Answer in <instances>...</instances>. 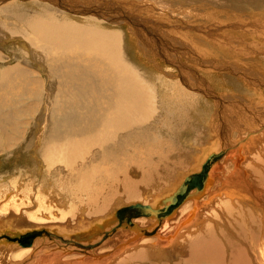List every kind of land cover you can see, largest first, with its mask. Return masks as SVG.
<instances>
[{"label":"rangeland","instance_id":"1","mask_svg":"<svg viewBox=\"0 0 264 264\" xmlns=\"http://www.w3.org/2000/svg\"><path fill=\"white\" fill-rule=\"evenodd\" d=\"M74 1L79 2V4L82 6L86 5L84 9L81 10H88L86 13L80 15L83 19L86 17L92 20V22H96L98 24L101 23L106 28V30H109L110 32L115 30V33L121 36L122 41L120 46V55L117 57V59L115 58L116 61L113 62V66L115 65V67H119L116 70L119 71V69H121L119 72L133 73V75L136 74L144 81V83L148 84L150 82L148 85L151 86L150 88L153 92H155H151V99H153V103L155 105L154 110L156 111V113H154L155 121L154 119H149V123L146 122L144 125H142L143 127L141 126L142 129H146V131L143 129L145 134L142 132L141 128L139 129V127L134 130L137 133L134 132L133 134H138L137 136L144 134V140L147 142L145 144L144 140L141 141L144 146L140 143V141L136 142L137 144L140 143L138 145L136 144V146L140 148L142 152L141 153L140 151H137L138 160H143L142 158H148L149 156L148 161L150 165L160 168L157 163H164V161L167 159L163 168H161L162 172H156L158 175H155L161 179V184L157 181L156 184H158L156 185L155 189H146L143 185L140 186V198L135 200L126 199L125 196H122L121 191L119 192V196L114 197L115 200H111L112 202L103 213L97 215L92 214V210L88 209L86 206L87 202L90 201L89 198H93L95 193L100 192L104 193L105 195L108 193V191H111L110 186H108L109 181H107L108 179L105 176L109 177V175L112 173V170H110L113 167L112 161L113 164L117 166L119 165L118 168L120 167L119 169H115L113 173L116 172L117 174L121 175L120 176L112 173V179L115 182H122L125 184L126 170H124V167L129 168L128 171L132 169L130 157L133 155L128 149H126L122 155L120 153L118 157L116 156L117 163H114L115 160L108 156L104 151V154L99 152L103 156L106 154L108 156L107 157L105 155V157H107L106 159H110L109 162L106 163L108 160L106 161L103 159L105 157L101 156L100 160V156H94L96 153L99 154L97 151L98 148L99 151H101V149L97 144H93V146L97 145L96 148L95 146L94 148L89 146L93 143V141L81 142L77 145L78 151L75 148V150L67 153L70 156H67L64 150L67 146V141L61 142V147L64 144L62 147L63 149L60 147V143L47 141L49 132L46 129L45 120L48 121L47 119L49 116H51L50 112L52 111L54 104L60 100L61 96L58 91L66 83V81L63 79V76L66 74L65 71L61 70L59 67L56 68V65L52 63V61L58 57L59 51L51 46L50 42H47V46L44 45L46 41H41L35 34L28 32L27 26L21 21L23 20L22 18L28 15L31 16L37 13V11L39 12L42 10L44 7H48L55 16L57 15V19H55L56 23H63V17L64 21H66V17L73 22L79 20L74 19L75 16L73 15L74 13H72L73 11L70 8L68 9V7L62 3V0H59V2L58 0H29V2L27 0H0V109L2 113L8 116H13V122L15 124L16 122L18 123V128L13 134L16 139L18 138L17 144L12 145L7 152L0 153V257L3 258L2 264H78V262L79 264L80 262L81 264H87L88 262H90L89 264H118L120 258L122 259L125 254L128 255L129 253L142 254L143 252L144 254H148L149 251H161L163 249L164 251L166 250V252H169L170 249L177 245L176 242H172L173 244L166 242V246L162 247V249L159 248V245H153L158 239L159 234L162 233L160 231L162 230L163 225H167V221L170 220L174 223H171L167 229L168 232L162 233L164 239H166L165 237L167 235L171 234V231L175 232L178 230V232H180L178 235L179 241H181L183 238V233H186L187 231V229H184V226L181 225V222L184 219L183 217H185L186 214L190 215V220L193 221V217H196V212L194 210L198 209L200 210V213L204 215V218L206 215L205 212L208 211V209L204 211L205 208H210L215 204L218 205L217 202L224 205V201L221 200H227L225 197L226 192H228L229 195L235 196L234 198L242 196L247 198L244 195V190H242L239 185L235 184L239 186L240 189L235 185L231 188L229 187L228 184H230V179L232 177L233 179L237 180L239 178L245 179L246 174V179L249 175L251 178L253 169L258 168V166H264V156L261 157L262 152L259 150H264V0ZM212 3H217V6L212 5ZM221 3H225L228 10H221L219 8L220 6L218 7V5ZM31 6L32 8H30ZM62 8L66 9L62 10ZM33 9L36 10L34 11ZM68 10H71L70 12L72 14H69ZM205 13H208V15L213 14L215 16L209 18L208 15H205ZM63 14L65 16H63ZM13 16H15L14 18L16 21ZM236 16L238 19H235ZM8 17L10 19H8ZM231 23H233V25ZM108 24H114L115 26L112 27ZM236 25L243 26L241 27ZM238 27H241L242 29L244 27V29L247 28L248 31L246 35L239 32L241 28L237 31ZM229 29L231 30L228 31ZM250 31H252V33ZM255 31H257L256 35L258 38H256L257 36L254 34ZM231 32H233V34ZM248 32L252 35L247 37V35H249ZM202 33L204 34L202 35ZM210 39H212V41ZM210 41L212 42L211 44ZM227 41H229V46L226 44ZM217 42L218 44L223 43L226 46L225 48L230 47L227 48L230 50H219L218 52ZM237 43L240 44L238 45ZM129 46L131 48H129ZM233 49L236 50L234 51L238 53V56H236V53L233 52ZM249 49L253 51H250ZM70 50L73 51L74 47L71 46ZM66 55L68 54H65L63 57L67 58L63 60V67L67 71V66L70 62L69 57H73V55H68L69 57ZM75 55L77 54H74V56ZM42 62H44V65ZM45 63L50 65H45ZM66 63L68 64L66 65ZM130 64H132V67ZM147 69L152 71L151 74ZM19 71H24L25 73L28 72V74L22 75ZM189 74L191 75L190 77L192 79L194 78L193 80L190 79V82L185 78V75L189 77ZM144 75L148 76L144 77ZM126 76L127 75H125V77ZM151 76L155 77L154 82L152 81L153 77ZM36 79L43 82L44 88L46 85H48V88L44 90V92L42 91V93H37V91H35L32 93L42 95L44 100L41 106L35 105L34 100L31 97L27 98L28 95H32L27 94V92L29 91L30 93V91L33 89V85L29 84L28 80L33 82L34 80L36 81ZM151 82H153V85ZM249 92H253L256 99L260 97L262 102L258 101L256 103L255 98H253L254 101H252L250 99L251 94ZM49 94L52 96V99H50V96L48 97ZM201 97L204 99L201 100ZM231 99H238L242 103H247V107L249 109L255 110V113L251 116L253 119L251 120V117L243 119L244 116L239 114L241 113L240 110L236 108L237 106L234 105L233 102H231ZM52 101L56 102L53 103ZM45 103H48L47 107L49 115L48 112H44V107L46 106L44 105ZM16 106L19 107L17 108ZM31 107L34 109L31 110ZM219 111H225V114L229 115L230 119L236 118V123H239V121L241 122L234 128L221 131L217 129L218 133L215 137H211L214 138L211 140L207 138L205 128L199 124L201 121L206 127V123H208L206 119L210 120L212 117L214 125L217 127L222 126L221 124L223 121L221 120L222 118L219 117ZM39 120H43V122L40 126H37V122H39ZM152 120L153 122H151ZM245 120H247V123H245L247 127L243 125ZM193 123L195 125H193ZM40 127L44 130L42 135L40 133ZM201 127L203 130L200 129ZM202 131L204 133H202ZM147 132L149 135H151V137H146ZM61 135L62 134H59L58 136ZM122 136L120 138L118 136L116 139L119 141ZM116 139L113 141L107 140L106 143L109 142L108 145L104 142L103 144L105 146L112 147L113 144L115 145L118 142ZM208 140H211L212 142L207 145ZM94 141L98 142V137H96ZM188 142L191 143L190 146L187 144ZM48 146H50L52 149H50ZM131 146L129 147L130 149ZM137 147L136 149H138ZM172 148L175 150L176 154L171 156L172 158H166L168 155L174 153ZM213 148H215V151ZM58 149L59 151H57ZM148 149L150 151H148ZM221 149L224 150V154L217 160V162L211 165L207 174L209 177L212 172L214 173L213 179L211 180L212 182L210 183L211 185L205 183L204 186L206 187L207 184L209 191L206 192L205 190L199 199H190L185 202L179 209L172 212V217H168L163 220L160 219L159 221H157L154 217H141L145 218L146 222L155 219L159 224L155 228H152V225L148 226L149 222L143 225V221H136V219H132L138 228L143 229L142 231L144 232H142V236H140L143 238L145 237L146 241L141 244L140 237L138 239V244H140V246L135 247V249L132 248L125 254L121 252L120 255L118 254L113 258L110 257L112 256L113 252H116L114 250L115 245L122 241H116L117 234L119 235L118 238L123 239V232L125 230L131 229V227H117L114 230H108L106 223L108 218L113 216L112 214L122 211L127 206L131 205V203H143L142 205L149 204L153 208L160 207L161 200L165 196L171 194L187 174L199 170L200 167L196 168L197 164H195L197 162L195 161L197 156H202L205 151L207 153L209 151V155L212 152H219ZM80 151L83 153H80ZM72 152L77 153L76 157ZM124 153L128 155L126 156ZM130 154L131 156H129ZM258 154H260V157H258ZM141 155L144 157H141ZM194 155L195 157L193 158ZM238 157L239 162L237 163L238 165H236L234 160L237 161ZM96 159L100 161H97ZM193 159L195 162H193ZM46 161H48V164ZM92 163H96L97 166L93 165ZM99 165L103 166L100 167ZM200 165H202V163ZM96 167H99L100 169ZM103 168H106V170ZM99 170L102 175L99 173ZM242 171L247 172H245V174ZM80 172L84 173L81 174ZM96 172H98L101 177H98V173ZM238 172L241 173L239 174ZM141 174L142 173L137 168H134V171L129 172L128 176L132 181H138L141 179ZM230 174L232 176H230ZM19 176L21 177L19 178ZM71 178H73L74 181ZM250 178L247 179L248 182L251 181ZM223 180L224 182L228 180V183L225 182V186L222 184ZM253 185L254 190H256L257 185ZM224 188L228 190L223 194V190H225ZM29 192H31V194H29ZM39 192L43 194H40ZM218 193L219 196L221 195L220 197L218 196ZM79 197L81 200L78 199ZM158 198L160 201H158ZM7 201L10 205L7 203ZM21 201L23 204H21ZM189 204H191V206L189 209L182 212L184 213L182 215V213H180L181 210H184ZM2 207L4 210H2ZM5 208L9 209L7 210ZM224 208L225 207L223 206L222 209ZM192 212L195 213L194 216L192 215L191 217ZM211 217L212 216H210V218ZM112 218L113 217H110L109 221ZM109 221L108 225L111 223V221ZM112 223L114 224V221ZM175 224H177V227H175ZM104 226L105 228L102 229ZM86 227L88 228L90 234H86L88 231H83L84 229L87 230ZM65 228H69V230H66ZM80 228L81 230L83 228L81 232L79 231ZM35 230H43V232L37 233L32 238H30V246L26 247L29 245L24 243L26 237L24 236V239V237L22 238L19 235ZM78 231L79 233H77ZM99 233H101L102 236H99ZM73 234L76 236H82V238H84V243L79 241L78 238ZM90 235L92 236L90 237ZM79 239L81 238L79 237ZM123 241L125 242V240ZM57 242L59 244H57ZM106 242H109L110 246H108ZM23 248H32V253L25 255L26 252H23ZM250 253L255 264H258V262L264 264V258H262L264 255L260 253V251L257 253L251 250ZM149 255L151 257V254ZM99 256L101 258H98ZM102 257L106 258L104 259ZM182 257L184 256H181V258ZM261 259L263 261H261ZM103 260H105V263L102 262ZM139 260L142 259L139 258L138 260L129 262L128 264H140Z\"/></svg>","mask_w":264,"mask_h":264},{"label":"bare ground","instance_id":"2","mask_svg":"<svg viewBox=\"0 0 264 264\" xmlns=\"http://www.w3.org/2000/svg\"><path fill=\"white\" fill-rule=\"evenodd\" d=\"M27 1L29 2V0H27ZM21 2H23V1H21ZM58 2H59V0H58ZM62 3L65 6H67L68 9L70 8L73 11L72 13H74L73 15L75 16L74 19L79 20V21H74L73 22V21L69 20V18H67V17H66V21H64V17H63V21H62L63 23H56L55 22L56 21L55 19H57V17H56L57 15L55 16L52 13V11L49 10L48 7H44L42 10H40L39 12L37 11V13H35V14L32 13L33 15H31V16L28 15V16L22 18L24 21L21 20L22 23H24L27 26L28 32H31V33L35 34L38 37V39H40L41 41H46V43L44 45H46L47 42H50L51 46H53L55 49H57L59 51L58 57L56 59L54 58L55 59L54 61H52V60L51 61H52V63H54L56 65V68L59 67L61 70L65 71V74H66V75L63 76L64 77L63 79L66 81V83L58 91L59 94H60V96H61L60 97V100L56 104H54V107L52 108V111L50 112V115L51 116H49V118L47 119L48 121L45 120L46 129L49 132V135L47 136V141L48 142L49 141H52V142L60 143V147H61V144H62L61 142L62 141H67V146L64 149L65 152H66L65 154L70 153V151L75 150V148L77 150L78 149L77 148V145L80 144L83 141H93V143L92 144L90 143L91 145H89V146H92L94 148L95 145L93 146V144H97L100 147V149H101V151H99V148H98V150H97L98 153L100 152L102 154L103 151H104L108 156L112 157L115 160L114 163H117L116 162V158L118 157V155L120 153L122 155V153L125 152L126 149H128L132 153V155H133V156H131V154L129 155V156H131L130 158H131V165H132L131 167H132V169L128 171L129 168L124 167V170H126V176H125L126 177V182H125V184H123L122 182H115L112 179L111 174L119 166V165L117 166V165L113 164V161H112V166L113 167H112V169H110V170H112L111 171L112 173L110 172L111 174L109 175V177L108 176H105V177H107L108 180L103 177L104 175L102 176L104 179H106L107 181H109V183H108L109 185L108 186H110L111 191L110 192L108 191V193L105 194V195H104V193H100V192L99 193H95V195H93V198H89L90 201L87 202V205H86L88 209H91L92 210V214H96L97 215V214L103 213L106 210V208L109 206V204L112 202L111 200L112 199L115 200L114 197L119 196L120 195L119 192H121V191H122V196H125L126 199H128V200H135V199L140 198V194H141L139 192V187L140 186L143 185L146 189H155L156 185L159 182L161 184V179H159L158 177L155 176V175H158L156 172H159V173L162 172L161 171L162 170L161 168H163V166L165 164V161L167 159L166 160L164 159L165 160L164 163H157V165L160 168H156V166H151L150 163H149V161H148L149 160L148 159L149 156H148V158L147 157H144L143 156L144 153H143V155H141V157L142 156L144 157V158H142L143 160H138L137 159V156H138L137 151H140L141 152V149L136 146V144H137L136 142L140 141V143H141V141L144 140V137H145V135H144L145 133L143 131L144 128L142 129L141 126L144 125V123H146V122L149 123V119H154V121H155V115H154V113H156V111L154 110L155 105L153 103V99H151V92H153V91L150 88L151 86L148 85V84H150V82L148 84L147 83H144V81L142 79H140L139 76H137L136 74L133 75V73L119 72L121 69H119V71H118L116 69H118L119 67L117 68V67H115V65L113 66V62L116 61L117 57L120 55V46H121V41H122L121 36L119 34L115 33V30L113 32H110L109 30H106V28L101 23L98 24L96 22H92V20H90V19H88L86 17H84L85 19H83L82 16H80V15L86 13L88 10L87 9H85L84 11H81V10L84 9V7L86 5L85 6H82L81 4H79V2L74 1V0H62ZM216 4L217 3H215V4L212 3V5H216ZM221 4H223V3H221ZM221 4L218 5V7L220 6L219 8L221 10H223V11L224 10H228L225 3L223 5H221ZM37 5H36V7H37ZM47 5H49V4H47ZM65 6H63V7H65ZM30 8H32V6ZM63 9H66V8H62V10ZM71 10H68L69 11V14H72L70 12ZM208 11H210V10H208ZM5 12H6V10H5ZM30 13H28V14H30ZM65 14H67V13H65ZM205 15H208V13H205ZM63 16H65V15L63 14ZM213 16H215V15H213V14L208 15L209 18H212ZM14 17L15 16H13V18ZM68 17H70V16H68ZM10 18H11V16H10ZM10 18L8 17V19H10ZM235 19H238L237 16H236ZM19 20H20V17H19ZM108 20H109V18H108ZM110 20H111V18H110ZM15 21H16V19H15ZM227 21H229V20H227ZM75 22H77V23H75ZM237 22H240V21H237ZM112 23H113V21H112ZM231 24L233 25V23H231ZM108 25H111V24H108ZM250 25H251V23H250ZM253 25H255V24H253ZM111 26L114 27L115 25L112 24ZM236 26H241L242 27L243 25H236ZM252 26H251V28H252ZM214 27H216V26H214ZM221 28H223V27H221ZM240 28L238 27L237 31L240 30ZM244 28L243 29L241 28V30L239 32L244 33V35H246L248 29L247 28L244 29ZM232 29H234V28H232ZM141 30H142V28H141ZM230 30L231 29H229L228 31H230ZM235 31H236V29H235ZM257 31H255V33H254L255 35L257 34L256 33ZM204 32H205V30H204ZM250 32L252 33V31H250ZM231 33L233 34V32H231ZM241 33H239V34H241ZM203 34L204 33H202V35ZM248 34L249 35H247V37L250 36V35H252L249 32H248ZM256 38H258V36ZM210 40L212 41V39H210ZM215 40H217V39H215ZM215 40H214V42H215ZM248 40H250V39H248ZM123 41H125V40H123ZM211 41H210V44L212 43ZM229 41L226 42L227 46H229L228 45V42ZM261 42H262V40H261ZM126 43H127V41H126ZM148 43H149V41H148ZM217 44H218V42H217ZM71 46L74 47V50L73 51L70 50L71 49ZM131 46H132V43H131ZM68 47H70V48H68ZM225 47L226 46L223 43H219L218 46H217L218 52H219V50L220 51H224L227 48H230V47H227V48H225ZM129 48H131V47L129 46ZM253 49H254V47H253ZM227 50H230V49H227ZM234 50L235 49H233V52L236 51V50L235 51ZM231 51H232V49H231ZM250 51H253V50H250ZM255 51H257V50H255ZM237 52H239V51H237ZM253 53H255V52H253ZM65 54H68L70 56L73 55V57H69L68 55H66V56H68L70 58L69 64L66 63V65L68 64L67 71L63 67V63H64L63 60L66 58V57L63 58L65 56ZM74 54H77V55L74 56ZM237 54L238 53H236V56H238ZM38 55H40V54H38ZM44 59H45V57H44ZM221 61H223V60H221ZM40 63H41V61H40ZM42 63L44 65V62H42ZM46 64L47 63H45V65ZM47 65H50V64H47ZM131 65L132 64H130V66ZM41 67H43V66H41ZM133 68H134V65H133ZM145 69H146V67H145ZM40 70H42V69H40ZM123 70H124V68H123ZM255 70H256V68H255ZM148 71H150V70H148ZM19 72H21V71H19ZM151 72L152 71H150L149 73L151 74ZM142 73H144V72H142ZM145 73H147V72H145ZM21 74L22 75H26V74H28V72L25 73L23 71V72H21ZM125 75H127V76L125 77ZM145 75H144V77H147L148 76V75L147 76H145ZM131 76L132 77H137V78H132ZM154 76H151V77H153V80H152L153 82H154V78H155ZM188 76L189 77H187L185 75V78H186L187 81L190 82V79H192V78L190 77L191 76L190 74ZM155 81H156V79H155ZM58 82H60V81H58ZM153 82H151V84ZM28 83L31 84V85H33V89H32V91H30V93L28 91L27 94H32L35 91H37V93H42V91L44 92V90H46L48 88V85H46V87L44 88L43 82H41L38 79H36V81L34 80L33 82L30 81V80H28ZM154 91H156V90H154ZM153 93H155V92H153ZM249 93L251 94L250 99L252 101H254V99H253V98H255L254 93L253 92H249ZM49 96H50V94L48 95V97ZM17 97H18V95H17ZM30 97L34 100L35 105H37V106H41L42 105V102H43L44 99L42 98V95L41 94L28 95L27 98H30ZM152 97H154V96H152ZM50 99H52V96H50ZM203 99L204 98L201 97V100H203ZM258 101L259 102H262L260 97L258 99H256V103ZM30 102H31V100H30ZM55 102H53V103H55ZM231 102H233L234 105L237 106L236 108L240 110L241 113H239V114L241 116H244L245 117V118L243 117V119H246L248 117H251L252 114L255 113V110L249 109L247 107V103L246 104L244 102L242 103L238 99H231ZM222 104H223V102H222ZM44 105H46L44 107V112H48V107H47L48 106V103L47 104L45 103ZM50 107H52V106H50ZM32 109H34V108L31 107V110ZM41 112H42V110H41ZM17 113H19V112H17ZM48 115H49V112H48ZM28 116H29V114H28ZM219 117H221L222 118L221 120L223 121V123L221 124L222 126H219V127H217L216 125H214L213 118L212 117H211L210 120L209 119H206L208 121V123H206V127L203 125V122L200 121V124L199 125H201L202 127L205 128L206 135H207V138L208 139H211V140L214 139V138H211V137H215L216 136V134L218 133L217 129H219V131H221V130H227V129H230V128H234V127H236L241 122V121H239V123H236L237 122V119L236 118H234V119L231 118L230 119L229 115H226L225 114V111L224 112L219 111ZM250 119L252 120L253 118L251 117ZM199 120H200V118H199ZM42 122H43V120H39V122H37V126H40ZM151 122H153V120ZM197 123H199V122H197ZM197 123H196V125H197ZM245 123H247V120H245L244 123H243V125L247 127V125H245ZM22 125H24V124H22ZM47 125H48L49 128L47 127ZM193 125H195V124L193 123ZM35 126H36V124H35ZM138 127H139V129L141 128V130H142V132L144 134H141L139 136H137L138 134L137 135L136 134H133L134 132H136L134 130H136V128H138ZM202 127L200 129L203 130ZM17 128H18V123L16 122V124H15L13 122V116H8V115L2 113V111L0 109V153L1 152L2 153L3 152H7L12 145L17 144L18 138L16 139L15 136L13 135L15 133V131L17 130ZM21 130H23V129H21ZM144 130L146 131V129H144ZM43 132H44V130H43V128H41V131H40L41 135H42ZM38 133H39V130H38ZM140 133H141V131H140ZM202 133H204V132L202 131ZM25 134H27V133H25ZM59 134H62V135L61 136H58ZM188 135H190V134H188ZM118 136H119V138L122 136V138L119 141L116 139ZM149 136L151 137V135H149V133L147 132L146 133V137L149 138ZM18 137H20V136H18ZM96 137H98V142L94 141ZM225 137H227V136H225ZM33 138H35V137H33ZM115 139L118 142L117 143L115 142L116 144L115 145L113 144L112 147H108V146H105L103 144V142L106 143L107 140L108 141H113ZM219 139H220V137H219ZM211 140H208L207 141V145L212 142ZM45 142H43V143H45ZM144 142H145V140H144ZM108 143H106V144L108 145ZM133 143H135V144H133ZM140 143H138V144H140ZM146 143L147 142H145V144ZM258 143H259V141H258ZM141 144L143 145V143H141ZM187 144L189 146L191 145V143H189V142ZM51 145H52V143H51ZM58 145H56V146H58ZM63 145H62V147H63ZM97 145L95 146V148L97 147ZM56 146H55V148H56ZM130 146H131V149L129 148ZM48 147L50 148V146H48ZM136 147L138 149H140V150L136 149ZM219 148H220V146H219ZM50 149H52V148H50ZM213 149L215 151V148H213ZM226 149H228V148H226ZM221 150H223V149H221ZM259 150H260V152H262L261 157L264 156V150L263 151L261 149H259ZM57 151H59V149ZM148 151H150V150L148 149ZM172 151H174V153L171 154V155H168L166 158H172L171 156H173V155L176 154L174 149ZM72 153H74V152H72ZM80 153H83V152L80 151ZM208 153H209V151H208ZM208 153L205 151L202 154V156H200V155H199L200 157L197 156V158L195 160V161L198 162V163L197 162L195 163V164H197V167L196 168L201 167L200 164L203 163V161L206 158V156H208ZM258 153H259V151H258ZM74 154H75V157H76V154L77 153H74ZM99 154L96 153L94 156L95 157L100 156V160H101V156H103V155H101V154L99 155ZM260 154H258V157H260L259 156ZM89 155H91V154H89ZM105 155L103 157H105ZM125 155L127 156L128 154H125ZM48 156H49V154H48ZM67 156H70V155L67 154ZM83 156H84V154H83ZM107 157H105L103 159H105L107 161L108 160V159H106ZM194 157H195V155L193 156V158ZM231 157H232V155H231ZM121 159H123V158H121ZM100 160H97V161H100ZM109 160L106 163H108ZM232 160H234V159H232ZM195 161L193 159V162H195ZM47 162L48 161H46V163ZM79 162H81V161H79ZM124 162H125V160H124ZM238 162H239V157H238V160L237 161L234 160V163L236 165H238L237 164ZM85 163H86V161H85ZM129 163H130V161H129ZM44 164H45V162H44ZM87 164H89V163H87ZM110 164H111V162H110ZM110 164H107V165H110ZM93 165H96L97 166L96 163L93 164ZM87 166H89V165H87ZM99 166L102 167L103 165L102 166L99 165ZM82 168H84V167H82ZM96 168L100 169L99 167H96ZM108 168H109V166H108ZM134 168H137L142 173L141 174V179L138 180V181H132L131 179H129V176H128V173L129 172H133L134 171ZM216 168H218V167H216ZM252 168H253V163H252ZM258 168L253 169V171H252V177L251 178H250V175L248 176V178L251 179L250 182L247 181L248 178L246 179L247 174L245 172H247V171H242V172H244L246 174V176H245V179L246 180L244 178H242V179L239 178L237 180V179H233V177H232L230 179V184H228L230 188L233 187L235 184L239 185L242 188V190H244V192H245L244 195L247 198H245L243 196L242 197L234 198L235 196L229 195L228 192H226L228 189L226 190L224 188L225 190H223V194L226 192L225 197L227 199V200H225V199L221 200V201H224V205L223 204H220L219 202H217L218 205L215 204L212 207L208 208L207 207L209 205L208 204L206 206L207 208L204 209V211H206V209H208V211L205 212L206 215H205L204 218H203L204 215H202L200 213V210H198V209L194 210L196 212V214H195L196 217L194 216V213L195 212H192L191 213V217H192V215L195 217V218L193 217V221L190 220V215H188V214L185 213L186 216L184 215L185 217H183L184 219L182 220V222H181L182 224L181 225H183L184 226V229H187V231H186V233L185 232L183 233V238L181 239V241H179L178 235L180 234V232H178V230L175 231V232H172L171 231V234L170 233H167V234H170V235H167L165 237L166 239H164V237L162 236V233L168 232L167 229L169 228V226L171 225V223L172 224L174 223V222H171L170 220H169L170 222L167 221L168 222L167 225L166 224L163 225L162 230L160 231L162 233L159 234L158 239L155 241V243L153 245H159V248L162 249V247H165L166 246L165 245L166 242H169V243L176 242L177 245L174 246L172 249H170L169 252H166V250L164 251V249H163L161 251H152V252L149 251L148 254H144L142 251H141L142 254H140V253H138V254H130L129 253L128 255L125 254L126 252H129V250H131L132 248L135 249V247L140 246V244H138L139 243V240L138 239L142 236V232H144V231H142L143 229L138 228L134 224V222H133L132 219H136V221H143L142 222L143 225L145 223H148L149 222L148 223V226L149 225H152V228H155V227H157L159 225L158 222L155 219L146 222L145 218H141V217H147V216H139V217H135V218H132L131 219L132 222H133V224L135 225V228H133V229L131 228L132 230L130 228H129L130 230H125L123 232V234H124V238L123 239L118 238L119 235L117 234V236H116L117 239L115 238L116 241L117 240L118 241L119 240H122V241L121 242H118V244L115 245V249L114 250L116 252L115 253L113 252L112 256H110V254H111L110 253L109 256L111 258H113V257L117 256L118 254L120 255V253L123 252L125 254V256L122 259L120 258L118 264H128L129 262H134V261L138 260L139 258L142 259V260H139L140 261V264H255L254 259H252V257H251V253H250L251 250L252 251H255L257 253H258V251H260V253H262L264 255V250H261V249H264V166L263 167H259L258 166ZM104 170H106V168ZM213 170H215V169H213ZM237 171H239V170H237ZM248 172H250V171H248ZM83 173H81V174H83ZM96 173H98V172H96ZM99 173H100V170H99ZM99 173H98V177H101L99 175ZM114 173L117 174L116 172H114ZM77 174H79V173H77ZM161 174H163V173H161ZM213 174L214 173L212 172V174L209 175V177H208V179L206 181V183L208 185H211V184H209V180H212L213 179ZM117 175H120V174H117ZM230 176H232V175L230 174ZM230 176H227V177H230ZM20 177L21 176H19V178ZM31 179H32V177H31ZM71 179L74 181L73 178H71ZM79 179H80V177H79ZM18 180H17V182H18ZM77 180H78V178H77ZM124 180H125V178H124ZM157 181H158V183L156 184ZM225 182L228 183V180L225 181ZM225 182H224V180L222 181V184L224 186H225ZM100 184H101V182H100ZM207 184H206V187H204L202 191H199V192L195 193V191L192 190L191 191L192 192V197L191 198H187L174 211H176L177 209H179L185 202H187L190 199L191 200H193V199H199L205 190H206V192L209 191ZM253 184H256L257 185V186L255 185L257 187V189L255 188L257 191L254 190V185ZM237 185H235V186H237ZM239 186H237V187L239 188ZM213 188H214V186H213ZM210 190H211V188H210ZM232 193H233V191H232ZM29 194H31V192H29ZM40 194H43V193H40ZM91 195H92V193H91ZM218 196H219V193H218ZM26 197H28V196H26ZM89 197H90V195H89ZM81 198H82V196H81ZM78 199L81 200L80 197ZM212 199H214V198H212ZM13 200H15V199H13ZM84 200H85V198H84ZM116 200H117V198H116ZM158 201H160L159 198H158ZM29 202H30V199H29ZM7 203H8V201H7ZM19 203H16V204H19ZM211 203H212V201H211ZM21 204H23V202ZM98 205H100V206H98ZM84 206H85V204H84ZM190 206H191V204L187 205V207H185L184 210H181L180 213H182V212L186 211L187 209H189ZM223 206L225 207L224 209H222ZM196 207H197V204H196ZM201 207H203V206H201ZM204 207H205V203H204ZM19 208H20V206H19ZM5 209H7V208H5ZM2 210H4V208ZM124 210H126V209H123V212H124ZM120 214H121V212H120ZM183 214L184 213H182V215ZM199 214H201L202 216L199 215ZM112 215L113 216H110V217H114V214H112ZM180 216H181V214H180ZM210 216H212V217L210 218ZM168 217H172V212L170 214L168 213L167 215L162 216L161 220L166 219ZM109 218L107 220L106 226L108 227V230H111V229L114 230L115 229L114 227L116 226L117 222L114 220V224L111 222L112 224L110 223L108 225ZM141 219H143V220H141ZM32 222H34V221H32ZM41 224H42V222H41ZM52 226H54V225H52ZM87 227H86L87 230H85V229L83 230L84 227L82 228V230L87 232L88 231V228ZM175 227H177V224H175ZM74 228H76V227H74ZM104 228H105V226L102 229H104ZM124 228H128V227H124ZM67 229L69 230V228H67ZM76 229H78V228H76ZM180 229H182V228H180ZM82 230L80 228L79 231L81 232ZM72 231H74V230H72ZM79 231L77 233H79ZM146 232H147V230H146ZM86 234H90L89 231ZM93 234H94V232H93ZM99 234H100L99 236H102L101 233H99ZM73 235H75V234H73ZM91 236L92 235H90V237ZM32 237L33 236H31L30 238H32ZM76 237L78 238L79 241H82L84 243V241H83L84 238H82V236H78L77 235ZM79 237L81 239H79ZM121 237H122V235H121ZM24 239H25V237H24ZM123 240H125V242ZM140 241H141V244L144 243L146 241L145 240V237L144 238L141 237L140 238ZM106 243L108 244V246H110V243L109 242H106ZM57 244H59V243L57 242ZM54 245H56V244H54ZM29 246H30V244L28 246H26V247H29ZM108 246H106V247H108ZM249 247L252 248V249H250ZM23 252H26L25 255L30 254V253H32V248L31 249L30 248H26V249L23 248ZM149 254H151V257H150ZM181 256H184V257L181 258ZM98 258H101V257L99 256ZM102 258H104V257H102ZM116 258H118V257H116ZM262 258H264V257H262ZM257 260H258V258H257ZM77 261H80V260H77ZM261 261H263V260L261 259ZM102 262L105 263V260H103ZM2 263H3V258L0 257V264H2ZM89 263L90 262H88L87 264H89ZM75 264H77V263H75ZM78 264H79V262H78ZM80 264H81V262H80ZM258 264H261V263L258 262Z\"/></svg>","mask_w":264,"mask_h":264},{"label":"water","instance_id":"3","mask_svg":"<svg viewBox=\"0 0 264 264\" xmlns=\"http://www.w3.org/2000/svg\"><path fill=\"white\" fill-rule=\"evenodd\" d=\"M258 123V122H257ZM259 127V126H258ZM224 154L223 150H220L219 152H212L210 153L206 160L202 163L200 169L198 171L190 172L185 176V178L181 181V183L176 187L175 190L168 196H165L161 200V206L160 207H151L149 204L141 205L140 203H133L129 206H127L123 212H116L114 214V217L110 220L113 222L114 220L118 223L114 228L117 227H131L135 228V225L132 222V218L139 217V216H147V217H154L157 221H159L162 216L170 214L173 212L180 204H182L187 198L192 197V190L195 191V193L202 191L205 183L207 181V174L211 167V165L221 156ZM212 181L209 180V184ZM43 232V230H35V231H29L27 233L19 235L20 237H26V240H24V243L26 245L30 244V237L34 236L37 233ZM46 232V230H45ZM12 239V238H11Z\"/></svg>","mask_w":264,"mask_h":264}]
</instances>
